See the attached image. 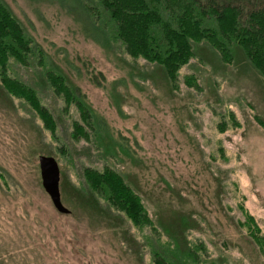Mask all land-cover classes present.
Masks as SVG:
<instances>
[{"label": "rangeland", "instance_id": "obj_1", "mask_svg": "<svg viewBox=\"0 0 264 264\" xmlns=\"http://www.w3.org/2000/svg\"><path fill=\"white\" fill-rule=\"evenodd\" d=\"M2 1L40 57L11 62L8 75L38 92L56 130L0 86V264H153L171 241L164 226L181 218V246L201 264H264V79L242 53L225 62L202 43L172 86L120 43L93 40L69 0ZM46 70L77 88L116 151L94 130L77 135L81 114L53 92ZM40 156L58 162L69 215L42 186ZM87 168L121 174L153 225L101 219L83 201Z\"/></svg>", "mask_w": 264, "mask_h": 264}, {"label": "trees", "instance_id": "obj_2", "mask_svg": "<svg viewBox=\"0 0 264 264\" xmlns=\"http://www.w3.org/2000/svg\"><path fill=\"white\" fill-rule=\"evenodd\" d=\"M65 2L84 21L85 28L98 44L108 47L110 41L120 43L130 57L159 68L172 86L179 70L196 57V48L202 43L225 62L230 61L237 51L241 52L264 79V0ZM36 50L37 46L21 22L0 0V86L12 97L25 101L40 117L45 128L53 133L56 130L54 117L43 105L38 92L8 75L11 62L25 66L35 56L39 59ZM44 77L57 96H61L66 104H73L80 112L87 127L84 123L83 126L75 124L77 135L87 138L85 128L94 130L100 138L107 136L101 141L105 139L103 144L116 151L118 143L106 140L110 138L107 126L96 117L77 88L70 85L61 72L46 70ZM122 153L129 156L127 150H122ZM83 175L86 184L81 192L83 201L98 209L101 219H107V223L117 228H122L125 219L139 228L153 225L141 197L121 174L110 168H87ZM187 222L181 218L169 229L164 226L171 241L163 253L158 249L154 251L153 264H201L197 251L187 245L181 246L183 241L186 242Z\"/></svg>", "mask_w": 264, "mask_h": 264}, {"label": "water", "instance_id": "obj_3", "mask_svg": "<svg viewBox=\"0 0 264 264\" xmlns=\"http://www.w3.org/2000/svg\"><path fill=\"white\" fill-rule=\"evenodd\" d=\"M42 186L51 199L55 210L62 215H69L70 211L63 205L60 192V168L53 157H39Z\"/></svg>", "mask_w": 264, "mask_h": 264}]
</instances>
